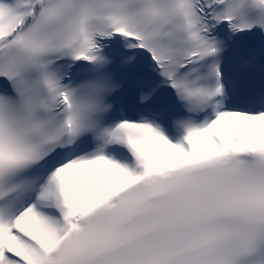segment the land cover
Segmentation results:
<instances>
[{"label": "snow or ice", "instance_id": "snow-or-ice-1", "mask_svg": "<svg viewBox=\"0 0 264 264\" xmlns=\"http://www.w3.org/2000/svg\"><path fill=\"white\" fill-rule=\"evenodd\" d=\"M0 264H264V0H0Z\"/></svg>", "mask_w": 264, "mask_h": 264}]
</instances>
